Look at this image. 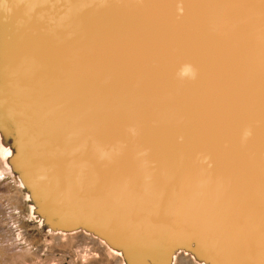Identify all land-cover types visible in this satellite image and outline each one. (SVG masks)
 <instances>
[{"label":"water","instance_id":"obj_1","mask_svg":"<svg viewBox=\"0 0 264 264\" xmlns=\"http://www.w3.org/2000/svg\"><path fill=\"white\" fill-rule=\"evenodd\" d=\"M8 7L6 112L53 210L145 245L197 232L264 264V0Z\"/></svg>","mask_w":264,"mask_h":264},{"label":"rangeland","instance_id":"obj_2","mask_svg":"<svg viewBox=\"0 0 264 264\" xmlns=\"http://www.w3.org/2000/svg\"><path fill=\"white\" fill-rule=\"evenodd\" d=\"M9 8L0 9V264H236L193 234L157 233L145 245L89 227L83 216L80 224L63 220L61 210H53L44 184L25 168L23 134L6 112L15 111L3 97L14 49Z\"/></svg>","mask_w":264,"mask_h":264},{"label":"bare ground","instance_id":"obj_3","mask_svg":"<svg viewBox=\"0 0 264 264\" xmlns=\"http://www.w3.org/2000/svg\"><path fill=\"white\" fill-rule=\"evenodd\" d=\"M3 2H6L5 4L7 5L9 0H0V5H4L2 4ZM25 158L27 159V164H28V167H29V164L31 162V159H34L35 160V156H34V152H32L31 150V144H30V140H28V142H25ZM32 164V163H31ZM35 171V170H34ZM35 174V176L37 178H41L40 175L38 174L37 171L33 172ZM170 225H173V224H170ZM183 230V229H182ZM186 231V230H185ZM194 238L196 240H198L199 242H201L202 244H204V242L202 241V238L201 236L197 233V232H192ZM205 245V244H204Z\"/></svg>","mask_w":264,"mask_h":264}]
</instances>
